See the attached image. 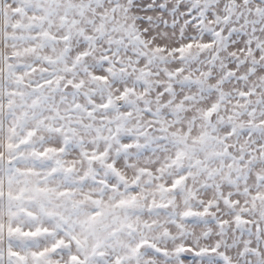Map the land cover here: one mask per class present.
<instances>
[{
	"label": "snow or ice",
	"instance_id": "obj_1",
	"mask_svg": "<svg viewBox=\"0 0 264 264\" xmlns=\"http://www.w3.org/2000/svg\"><path fill=\"white\" fill-rule=\"evenodd\" d=\"M0 264H264V0H0Z\"/></svg>",
	"mask_w": 264,
	"mask_h": 264
}]
</instances>
